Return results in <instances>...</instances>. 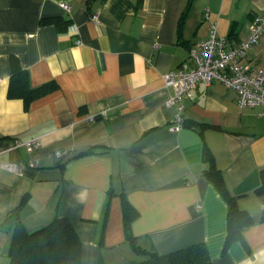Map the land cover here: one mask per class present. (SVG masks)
I'll use <instances>...</instances> for the list:
<instances>
[{"label": "crops", "instance_id": "obj_1", "mask_svg": "<svg viewBox=\"0 0 264 264\" xmlns=\"http://www.w3.org/2000/svg\"><path fill=\"white\" fill-rule=\"evenodd\" d=\"M205 9L236 43L264 0H0V162L20 170L0 168V264H11L17 220L34 231L55 216L75 230L80 264H136L147 257L136 245L166 253L201 241L213 264H264V107H239L234 90L199 82L183 127H168L176 107L163 76L207 37ZM13 61L31 86L53 88L26 107L8 98ZM244 62L264 75V34ZM32 138L37 167L10 149ZM204 144L252 219L225 250L228 205L203 173ZM123 199L135 212L127 229Z\"/></svg>", "mask_w": 264, "mask_h": 264}, {"label": "trees", "instance_id": "obj_2", "mask_svg": "<svg viewBox=\"0 0 264 264\" xmlns=\"http://www.w3.org/2000/svg\"><path fill=\"white\" fill-rule=\"evenodd\" d=\"M53 88V83L31 86L27 72L13 61L7 87L8 98H20L24 105L28 101ZM91 151L89 148L86 152ZM202 160L207 162L203 173L214 184L228 205L227 235L224 250L233 240L240 239L243 229L251 224L250 215L240 209L235 197L230 194L220 170L214 163L208 147L204 144ZM257 193H264V169L261 170V184ZM133 207L123 199L124 225L128 228L134 215ZM138 252L145 253L146 259L136 264H213L203 241L166 253L146 250L134 246ZM11 264H80L81 243L68 219L55 216L42 227L28 231L20 220L15 222L11 232L9 252Z\"/></svg>", "mask_w": 264, "mask_h": 264}, {"label": "built area", "instance_id": "obj_3", "mask_svg": "<svg viewBox=\"0 0 264 264\" xmlns=\"http://www.w3.org/2000/svg\"><path fill=\"white\" fill-rule=\"evenodd\" d=\"M61 7L67 12L71 8L67 3H62ZM203 17L209 20L207 37L190 48L189 60L163 76L165 86L171 88L166 103L176 107L174 119L168 126L171 131H179L183 127L184 102L191 97L199 82L208 85L212 81H218L234 90L239 107H264V75L255 72L244 62L249 48L257 44L264 34V11L253 15L245 38L236 43H231L227 36L217 32L216 22L210 19L209 9L203 11ZM90 19L93 23H98L96 13H92ZM76 43L79 44L80 39H77ZM39 147L38 138L25 141L15 139L10 149L24 148L28 154L27 165L37 167L39 159L35 151ZM67 153V150L61 149L50 151L51 155L60 160L64 159ZM0 168L13 173L20 171L18 165L12 162H0ZM196 208H199V205H196Z\"/></svg>", "mask_w": 264, "mask_h": 264}, {"label": "water", "instance_id": "obj_4", "mask_svg": "<svg viewBox=\"0 0 264 264\" xmlns=\"http://www.w3.org/2000/svg\"><path fill=\"white\" fill-rule=\"evenodd\" d=\"M199 131V129H197Z\"/></svg>", "mask_w": 264, "mask_h": 264}]
</instances>
